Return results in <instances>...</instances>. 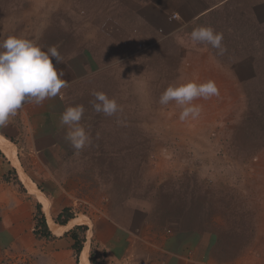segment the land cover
Segmentation results:
<instances>
[{"label":"rangeland","instance_id":"obj_1","mask_svg":"<svg viewBox=\"0 0 264 264\" xmlns=\"http://www.w3.org/2000/svg\"><path fill=\"white\" fill-rule=\"evenodd\" d=\"M119 9L117 0H0V39L9 34L39 37L45 50L54 45L62 57L72 49L81 51L89 36L99 39L87 25L121 17ZM244 20L248 24L250 19ZM214 29L223 33L226 51L221 55L211 45L192 43L197 57L185 55L178 69L165 64L159 49L145 67L144 54L150 49L142 44L136 45L130 61L121 55L108 60L125 73L124 84L105 92L118 102L116 115L93 110L87 117L88 196L117 194L118 187L120 195L145 196L154 209L165 212L170 192L165 186L184 181V190L193 191L195 212L202 213L200 208L207 205L205 214L217 226L211 236L213 258L221 264H264V26L257 35L260 42L251 45L244 43L254 35L248 27L241 35L235 28ZM96 44L102 46L88 43L93 48ZM93 54L90 60L97 67L101 56ZM165 70L174 73L165 77ZM208 79L216 82L219 94L193 101L201 106L194 120L180 121L175 102L159 103L169 84Z\"/></svg>","mask_w":264,"mask_h":264},{"label":"crops","instance_id":"obj_2","mask_svg":"<svg viewBox=\"0 0 264 264\" xmlns=\"http://www.w3.org/2000/svg\"><path fill=\"white\" fill-rule=\"evenodd\" d=\"M117 5L121 17L113 15L103 23L90 21L87 25L94 27L92 31L99 39L89 36L83 41L87 47L64 53L63 62L56 65L68 81L62 96L45 100L42 105L25 103L7 126L0 127V139L7 141L22 173L48 203L45 208L42 200L28 191L17 166L0 149V264H91V255L96 264H221L212 256L211 236L217 233V226L205 214L209 207L203 204L202 213L195 212L197 208L190 199L193 191L184 190L188 187L184 181L165 186L170 188L165 212L154 209L153 200L145 196L120 195L118 187L117 194L104 191L89 198L88 146L81 151L71 147L60 115L70 105L83 104L81 123L87 129V117L93 111L91 91L118 90L124 84V70L122 74L121 68L111 65L115 61L108 60H120L121 55L130 61L137 44L150 50L153 47L144 54L145 67H150L152 52L159 49L165 64L178 69L185 55L197 57L190 32L199 25L222 31L235 28L239 35L248 27L254 35L244 43H259L264 0H117ZM244 17L250 19L248 24H244ZM90 41L101 42L102 46L90 47ZM121 49L122 54L118 53ZM94 52L101 56L97 67L90 60ZM113 53H117L115 57ZM205 69L204 73H209ZM173 71L165 70V77ZM38 206L51 237L35 232ZM86 207L88 212L84 211ZM65 208L77 216L74 218L84 219L55 222ZM50 220L63 227L60 233L53 231ZM79 225L87 229L81 250L76 253L71 233L80 238L76 229Z\"/></svg>","mask_w":264,"mask_h":264},{"label":"clouds","instance_id":"obj_3","mask_svg":"<svg viewBox=\"0 0 264 264\" xmlns=\"http://www.w3.org/2000/svg\"><path fill=\"white\" fill-rule=\"evenodd\" d=\"M190 39L195 45L205 43L223 54L224 35L210 25H199L190 32ZM39 37L28 38L18 35H7L0 39V127H5L10 117L17 115L25 103L42 105L45 100L62 96L61 90L68 86L63 70L57 69L62 57L56 46L46 50L39 44ZM219 94L214 80L197 83L188 80L178 84H169L161 93L159 103L170 102L181 109L180 121L196 119L201 106L194 104L196 99H209ZM93 110L97 114L112 117L120 111L115 98L103 91L92 93ZM85 113L83 104L70 105L60 115L64 126L65 139L76 151L83 150L91 142L90 132L81 123Z\"/></svg>","mask_w":264,"mask_h":264},{"label":"trees","instance_id":"obj_4","mask_svg":"<svg viewBox=\"0 0 264 264\" xmlns=\"http://www.w3.org/2000/svg\"><path fill=\"white\" fill-rule=\"evenodd\" d=\"M71 218H73V214L71 212H69L68 208H65L55 218V222H57L59 224H66ZM35 219H36L35 232L40 236L51 237V233H50V231L46 225L45 216L43 215V213L40 209V206H38V208H37ZM76 229L79 230V232L81 233L80 238H78L77 235H75L73 231H72L71 235L75 239L74 240L75 243L73 245L75 252L79 253V251L81 250V247H82V243H83L84 238H85V231H86L87 227L85 225H79V226H77ZM90 262H91V264H96L94 261V258H92V255L90 256Z\"/></svg>","mask_w":264,"mask_h":264},{"label":"bare ground","instance_id":"obj_5","mask_svg":"<svg viewBox=\"0 0 264 264\" xmlns=\"http://www.w3.org/2000/svg\"><path fill=\"white\" fill-rule=\"evenodd\" d=\"M6 142L4 140L0 139V149H2L7 154V156L13 162V165L15 164L17 166L18 171H19V175H20V179L23 181V183L25 184L28 191L32 194L39 196L40 199L42 200L45 208H47L48 207L47 200L44 198V196H42V193L39 190H37V188L34 186V184L22 173L19 165L16 163V160L13 156L11 149L9 148V146L7 145ZM50 222H51V220H50ZM51 225H52L53 231L56 233H60L63 229V227L56 226L52 222H51Z\"/></svg>","mask_w":264,"mask_h":264},{"label":"built area","instance_id":"obj_6","mask_svg":"<svg viewBox=\"0 0 264 264\" xmlns=\"http://www.w3.org/2000/svg\"><path fill=\"white\" fill-rule=\"evenodd\" d=\"M176 16V14H173V17H175Z\"/></svg>","mask_w":264,"mask_h":264}]
</instances>
